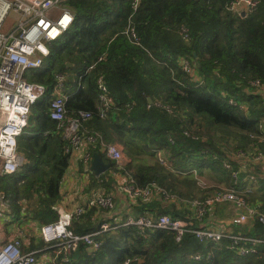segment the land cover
<instances>
[{
	"label": "trees",
	"instance_id": "16d2710c",
	"mask_svg": "<svg viewBox=\"0 0 264 264\" xmlns=\"http://www.w3.org/2000/svg\"><path fill=\"white\" fill-rule=\"evenodd\" d=\"M230 1L142 0L133 10L131 0H63L74 16L71 27L48 44L42 66L24 74L27 82L45 87L46 94L31 107L32 121L17 140L25 164L19 172L0 177L10 218L23 220L20 202L29 201L26 216L40 225L59 219L55 207L70 154L65 126L49 118L57 76L64 79L66 117L78 120L87 153H99L110 165L95 177L106 193L114 182L108 175L113 171L137 188L154 183L190 201H202L221 189L242 191L252 174L257 183V172L239 171L240 163L233 157L238 151L252 152L254 146L264 153V96L251 86L255 81L264 85V0L245 17L228 10ZM183 60L194 77L182 69ZM100 78L111 100L104 117ZM80 112L90 118L80 121ZM89 137L93 142L87 143ZM260 137L262 141L256 139ZM111 144L122 148L125 162L120 169L101 150ZM233 172H238L236 182ZM201 175L221 186H208ZM260 190L263 194L244 199L264 212L257 202L264 201L262 186ZM95 209L72 220L69 230L95 234L99 248L89 251L80 243L66 261L58 258V264H264V243L256 245L255 253L239 256L229 249L227 238L200 242L189 232L176 241L172 231L162 229L140 234L124 225L128 215L120 223L102 219L95 224ZM132 209L134 216L185 219L189 214L157 199L137 201ZM209 215L228 220L236 211L232 203L223 202L204 220ZM106 222L110 229L99 233ZM198 225L195 222L189 230ZM238 234L264 241V226L255 220L235 227L232 235ZM43 243L34 247L31 240L26 252L44 249Z\"/></svg>",
	"mask_w": 264,
	"mask_h": 264
},
{
	"label": "built area",
	"instance_id": "2783aa9c",
	"mask_svg": "<svg viewBox=\"0 0 264 264\" xmlns=\"http://www.w3.org/2000/svg\"><path fill=\"white\" fill-rule=\"evenodd\" d=\"M63 0H0V177L19 172L25 161L17 151V140L27 125L31 107L46 94V88L35 85L25 80L27 70L37 69L42 66L45 58L49 55L48 44L57 41L72 25L74 16L69 8L62 5ZM142 0H131V8L136 10ZM260 0H231L228 10L232 13L249 14L258 6ZM9 15L15 19L4 29V24ZM185 38V36H184ZM181 67L190 76L195 73L188 62L182 61ZM63 77L57 76L53 87V97L49 105V118L59 125L65 126V136L69 140L66 149L70 155L77 152L83 140L78 135V120H70L66 117L65 97L63 95ZM99 100L102 104L100 116L104 117L105 111L110 107L111 100L103 80L97 81ZM255 93L264 96V85L258 81L252 82ZM231 103V102H230ZM90 118L87 112L79 113V120L85 121ZM260 141L263 138H256ZM87 143L93 142L87 138ZM85 143V142H84ZM101 149L106 157L114 162L115 167L120 169L123 164L122 151L115 144L102 146ZM240 163L239 171L246 168L255 169L256 165L264 164V153L254 146L252 152L238 151L234 157ZM85 171H90L92 157L85 153L82 158ZM223 166L228 168V162ZM196 176L197 170L190 171ZM112 176L119 175L110 172ZM121 176V175H120ZM238 172L232 173L236 182ZM125 178V177H123ZM126 179V178H125ZM248 185L242 191L221 189L220 192L202 200H185L166 193L154 183L144 188H137L127 179L118 184L119 191L131 203L137 201L160 200L166 205L174 204L176 207L185 208L188 215L185 219H175L169 215H128L124 225L134 226L140 234L146 230L162 229L172 231L175 240L179 241L185 233L194 234L197 240L218 242L224 238L230 240L229 249L239 256L255 253V247L264 243L257 239L244 236L232 235L215 230L211 225L204 224V219L209 211L219 203L230 202L236 211L235 221L244 224L248 220H256L264 226V212L245 202V195H253L256 179L254 175L248 176ZM98 208L112 212L115 210V202L111 194L97 193L90 197L83 206L75 208L72 213L59 212V219L55 223L40 225L39 234L44 243L52 247H61L57 251V258L67 260L70 252L77 249L80 243L92 251L99 248L100 243L95 239V234L77 235L69 230L72 220H79L85 211ZM9 203L5 195L0 192V225L7 226L11 222L9 215ZM198 222L196 229L189 230ZM110 229L108 223H102L99 233ZM12 237H4L0 233V264H38L34 252L23 251L22 230ZM198 260L199 257H194ZM125 262V264H127Z\"/></svg>",
	"mask_w": 264,
	"mask_h": 264
},
{
	"label": "crops",
	"instance_id": "0c3cea01",
	"mask_svg": "<svg viewBox=\"0 0 264 264\" xmlns=\"http://www.w3.org/2000/svg\"><path fill=\"white\" fill-rule=\"evenodd\" d=\"M119 149L122 151L121 147ZM87 151V144L83 142L80 149L70 155L68 167L60 182V201L55 207V211L56 208H59V211L57 212L58 214L59 212L72 213L75 208L83 206L90 197L94 196L97 193H105V191H103V188L98 186L95 182V177L98 176H93L92 172L88 173L87 171H85L82 158L85 153H87ZM123 159H125L124 156ZM124 162L125 161L123 160L122 164ZM256 167L257 168H255L254 171L257 172V183L254 186L253 195H261L263 194L260 190L261 186L262 189H264V164H260L258 166L256 165ZM108 175H111L110 172ZM112 178L114 182L106 194L112 195L115 202V210L107 213L105 211H102L101 209L96 208L93 211V215L91 216V220L95 224L101 222L102 219H105V221H108V223L110 224L120 223L122 221L123 216L134 214L132 206H134L135 203L129 202L126 197L119 191L118 187V184L125 181L126 179L120 175L112 176ZM260 182H263V184L261 185ZM257 202L258 205L261 204V209L264 210V201L260 200ZM89 211L90 210L85 211V214H88ZM253 221L254 220H248L244 224H249ZM204 224H209L215 230H220L224 233L229 234H232L235 227L244 225L238 224L235 221V216H232L228 220H216L213 218V215H209L204 221ZM28 226H33V229H35L34 238L32 239L34 247H36L39 243H43V240L41 239L39 234L40 224L38 222L22 224L19 229H21L23 233L26 232ZM21 237H23V234L21 235ZM29 246L30 245H25V242L23 241V250L25 252L30 251ZM48 249L49 246L45 244L44 249H36L31 251L37 253L36 257L38 260V264H58V260H55L57 258L56 252Z\"/></svg>",
	"mask_w": 264,
	"mask_h": 264
},
{
	"label": "rangeland",
	"instance_id": "374dc122",
	"mask_svg": "<svg viewBox=\"0 0 264 264\" xmlns=\"http://www.w3.org/2000/svg\"><path fill=\"white\" fill-rule=\"evenodd\" d=\"M14 19H15V16L14 15H9L7 17V19H6V21H5L4 29H6L9 26V24H11L13 22ZM117 147L120 148L121 146L117 145ZM201 177H202L203 181L206 182V184L208 186L215 187L214 189H216L218 186H221V184L215 182V180H210L205 175L204 176L201 175ZM29 203H30L29 201H21L20 202L21 214L23 215V220L19 221V220H12L11 219V222L7 225V226L10 227L9 228V230H10L9 232L6 231V228H5L6 226L0 225V233L1 234L3 233V236L4 237L16 236L18 234L17 232H18V230H19V228H20V226L22 224L35 223V222H37V221L33 220L29 215L26 216L27 214L30 213V210H31V207H30ZM33 228H34L33 226H31V227L28 226L27 229H26V232H23L22 239L25 242V245H27V246L30 244L31 240L34 238L35 229H33ZM55 260L57 261L59 259L56 258Z\"/></svg>",
	"mask_w": 264,
	"mask_h": 264
},
{
	"label": "water",
	"instance_id": "95a60500",
	"mask_svg": "<svg viewBox=\"0 0 264 264\" xmlns=\"http://www.w3.org/2000/svg\"><path fill=\"white\" fill-rule=\"evenodd\" d=\"M241 17H245L246 14L245 12H241L239 14ZM150 101V100H149ZM32 121V116L30 115L27 121V124H30ZM110 168L109 164H106L102 161L99 153H93L92 154V160L90 163V171L95 175V176H100L107 172ZM59 211V208H56V212ZM89 251H92L91 249H88Z\"/></svg>",
	"mask_w": 264,
	"mask_h": 264
}]
</instances>
